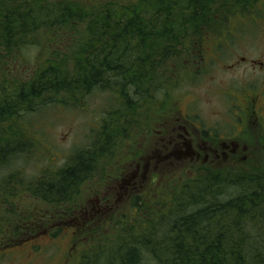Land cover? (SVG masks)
Instances as JSON below:
<instances>
[{
    "label": "trees",
    "instance_id": "trees-1",
    "mask_svg": "<svg viewBox=\"0 0 264 264\" xmlns=\"http://www.w3.org/2000/svg\"><path fill=\"white\" fill-rule=\"evenodd\" d=\"M263 3L0 0V250L24 243L51 226L49 231L57 234L54 222H73L80 192L108 184L114 177L111 170L120 171L117 146L141 122L134 111L159 94L162 102L170 101L171 85L180 70L174 66L182 59L188 61L187 52H193L194 64H202L205 38L229 27L234 16L262 10ZM60 43H73L75 54H61L68 46H52ZM32 48L41 50L32 60L17 55ZM46 48L54 53L41 62ZM67 58L75 61L72 68ZM97 91L113 92L116 101L113 112L98 122L99 131H93V144L77 150L69 164L45 177L28 180L23 168L8 169L28 154L21 119L39 106L59 103L57 97L64 93ZM150 119L143 129L147 135L152 131ZM5 125L11 127L4 129ZM131 137L135 141L132 133ZM224 167L195 164L193 170L186 169L194 173L172 188L166 212L175 215L184 206L194 211L165 221L162 216L167 214L157 213L140 229L131 221L129 225L128 214L120 219L112 216L107 224L115 218L124 231L129 230L128 237L108 233L97 238L94 231L86 236L95 246L104 242L100 251L107 248L106 256L116 264H141L143 249L160 264H264V167L251 173ZM228 193L229 198L223 199ZM139 198L133 197V207ZM26 200H40L47 207L23 208ZM90 260L86 257L83 263L82 258L80 263Z\"/></svg>",
    "mask_w": 264,
    "mask_h": 264
},
{
    "label": "rangeland",
    "instance_id": "rangeland-1",
    "mask_svg": "<svg viewBox=\"0 0 264 264\" xmlns=\"http://www.w3.org/2000/svg\"><path fill=\"white\" fill-rule=\"evenodd\" d=\"M102 1L107 2V0ZM260 9L262 10L249 15L234 16L229 27H224L217 34L208 35L203 43L202 64H194L193 52H187L188 61L187 58L182 59L179 65L174 66L180 70L175 83L171 85L170 101L162 102L163 96L159 94L154 102L144 104L140 111H134L141 122L138 123V129L134 130V127L129 129L126 141L122 142L121 146H117L116 152L120 160L117 165L120 171L116 173L115 170H111L114 177L108 184L98 188L92 185L93 188L88 187L80 192L78 199L74 201L75 206H79V210L76 211L73 222L64 220L59 225L54 222L52 224L58 227L55 231L57 234L49 231L53 228L49 225V229L42 230L30 240H25L26 242L23 241L24 243L17 244L13 248L0 250V264H79L82 258L84 263L89 256L91 258L89 264H116L111 263L110 258L106 256L107 248L104 252L100 251L104 242L95 246L94 241L86 236L87 232L94 231L93 235L97 238H101L104 234L117 233L125 239L129 230L124 231V227L118 225L115 218L107 224L112 216L121 218L122 215L128 214L129 225L131 221L136 223L137 229H140L146 225L149 218L156 219L157 213H166V216H162L165 221L167 217L174 218L184 212L194 211V208L184 206L183 211L175 215L172 214V210L166 212L168 205L166 203L173 197L172 188H176L179 181L185 176L192 175L194 171H186L189 160L154 157V153L162 147L156 137L152 134L147 135L143 130L147 127L150 116L152 127L171 120L170 117L173 115L176 118L181 117L184 112H190L207 127L213 125L219 128L220 133L230 134L236 129H242L233 114L234 106L236 104L243 106L246 102L245 92H260V96L256 99V109L258 116L263 115L261 119L259 118L263 125L257 122L256 115H250V123L244 138H241L242 147L247 146V154H243L245 158L242 156L219 158L217 166L248 170L250 173L263 168L264 74L253 69L251 63L254 59L264 61V3ZM52 46H57L59 49H62L59 46H68L62 49L61 54L66 53L68 57L75 54L72 50L73 43ZM40 52V48H32L28 52L19 50L17 55L26 54L32 60L34 55ZM53 53L54 49L47 53L46 48L42 57L44 60L41 62L47 61ZM67 60L69 68H72L75 61L71 58ZM29 67H35L34 63H30ZM112 93L107 91L77 95L64 93L65 95L57 97L59 103L39 106L36 111L27 114L19 122V125L23 124L26 128L24 139L27 143L25 145L28 151L27 157L16 160L8 169L23 168L25 177L34 180L65 167L71 162L77 150L94 143L96 138L94 132L99 131L98 122L106 119L109 113L113 112L112 103L116 100ZM8 127L10 128L11 125H5L4 129ZM131 133L135 138L133 142H131L133 138H130ZM188 170H193V167ZM131 175H135L134 179L139 182H137V191L127 188L128 182L124 183L126 191L121 187L127 179L135 182L131 180ZM96 180L98 181L99 178L97 177ZM135 195L141 198L133 207ZM224 198H229V193L223 196ZM31 205H38L39 208L47 207L40 200L35 202L26 200L21 206L29 208L28 206ZM131 207H133L132 211ZM162 217L158 219L162 221ZM156 226L159 227V224L157 223ZM114 239L117 240L115 236ZM82 254L87 255L83 257ZM155 260L145 249L142 250L141 264H160Z\"/></svg>",
    "mask_w": 264,
    "mask_h": 264
},
{
    "label": "flooded vegetation",
    "instance_id": "flooded-vegetation-1",
    "mask_svg": "<svg viewBox=\"0 0 264 264\" xmlns=\"http://www.w3.org/2000/svg\"><path fill=\"white\" fill-rule=\"evenodd\" d=\"M251 63L253 69L264 74V61L254 59ZM233 96L238 98L236 95ZM259 96L260 92H245L246 102L243 106L238 104L234 106L236 109L233 108V114L242 129H236V131L234 130L235 132L232 131L230 134L220 133L219 128L213 125L207 127L205 123L197 120V117L195 115L192 116L190 112H184L181 117L176 118L173 115L170 117L171 120L152 126L151 134L158 139V143L162 147L161 150L154 153V157L159 159L189 160L187 167H193L194 163L197 162V164L207 168L219 165V158L228 159L231 156H242V158H245L243 154H247V146L244 145L242 147L243 141L241 138H244L246 128L250 123V115H256L257 122L263 125L261 120H259L263 115L258 116V110L256 109V99ZM134 177L135 175H131V180H135V182L127 179L121 184L125 191L124 185L127 182V188L138 190V181Z\"/></svg>",
    "mask_w": 264,
    "mask_h": 264
}]
</instances>
